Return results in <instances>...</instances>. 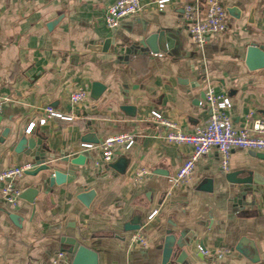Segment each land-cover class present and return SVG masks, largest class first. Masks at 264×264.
Returning a JSON list of instances; mask_svg holds the SVG:
<instances>
[{
  "label": "crops",
  "instance_id": "crops-1",
  "mask_svg": "<svg viewBox=\"0 0 264 264\" xmlns=\"http://www.w3.org/2000/svg\"><path fill=\"white\" fill-rule=\"evenodd\" d=\"M113 1L0 0V170L36 164L31 138L45 152L39 171L15 180L22 193L39 190L34 202L9 204L0 181V264H52L73 239L75 251L84 247L82 264H162L170 236L213 253L184 246L190 264H264V151L233 150L225 173L213 148L173 192L170 177L191 146L168 142V128L148 119L157 109L195 131L209 119V86L229 95L237 127L251 111L264 117V67L246 63L250 44L264 46V0H219L228 28L203 50L183 16L196 0H170L162 10L141 0L143 11L116 29L105 23ZM199 2L204 15L207 0ZM107 40V50L93 49ZM79 87L89 96L74 104ZM49 104L73 118L41 125ZM123 132L136 143L104 164L101 142ZM134 233L147 244L132 241ZM174 252L167 264H181V249Z\"/></svg>",
  "mask_w": 264,
  "mask_h": 264
},
{
  "label": "built area",
  "instance_id": "built-area-1",
  "mask_svg": "<svg viewBox=\"0 0 264 264\" xmlns=\"http://www.w3.org/2000/svg\"><path fill=\"white\" fill-rule=\"evenodd\" d=\"M169 1L157 0L156 3L162 10ZM143 9L141 0H115L107 6L105 23L109 28L116 29L124 19L141 13ZM183 16L188 22L192 39L200 50L207 46L211 37L225 32L228 28L229 11L219 0H207V10L204 15L199 0L187 3L184 6ZM88 96L87 89L79 87L71 92V101L74 104H79L86 101ZM205 98L210 107L209 119L193 132L182 130L174 120L165 116L160 110L153 109L148 114L149 120L168 128L166 133L168 142L191 146L189 156L170 177L173 192L184 188L191 181L196 172L198 161L213 148H217L221 154L220 167L225 173L231 169L230 158L233 150L264 151V117L252 118L253 112L251 111L247 116V119H250L249 123L239 128L234 124L229 112L232 101L228 94L216 92L213 86H209L205 91ZM54 118L69 120L73 116L66 115L49 104L44 108L38 121L41 125H45ZM35 124L36 122H31L26 131L31 132ZM135 143L136 136L129 132L106 137L100 144L102 162L108 164L112 161L117 149H129ZM35 166V163L28 161L22 165L0 170V181L4 182L1 196L6 202L13 205L19 203L22 191L15 185V180L27 171L33 170ZM145 173L144 171L140 172L139 176L141 177ZM157 213L158 210H154L151 217ZM131 240L147 244L146 238L141 233H134ZM200 252L206 256L213 254L205 246L200 247ZM226 252L218 250L215 255L220 258L225 257ZM52 264H73V260L66 251L59 250L52 257Z\"/></svg>",
  "mask_w": 264,
  "mask_h": 264
},
{
  "label": "water",
  "instance_id": "water-1",
  "mask_svg": "<svg viewBox=\"0 0 264 264\" xmlns=\"http://www.w3.org/2000/svg\"><path fill=\"white\" fill-rule=\"evenodd\" d=\"M109 40H107L103 46H94V50H107ZM114 50V49H113ZM112 48L110 51H112ZM246 63L250 69H256L259 67H264V46L258 45L255 43L250 44V46L247 49L246 54ZM42 140L36 141L35 139L31 138L29 139V146L31 148H34L37 150V161L36 166L33 170L27 171L28 174H35V172L39 171L41 167L39 168L37 165L41 164L43 161L41 159H45V152L41 148ZM40 145V146H39ZM56 177L53 174L52 178ZM39 190L35 187H30L27 190H25L21 194V198L27 199L30 202H34V199L36 195L38 194ZM75 243L76 240H66V242L61 246V250L66 251L70 258L73 260V264H82V257L84 252V247H80L77 251H75ZM176 243V245H175ZM175 245V246H174ZM177 246V249H181L180 252V259L177 260L178 263L181 264H190V261L187 259L188 252L183 249L184 246H189L190 250L195 253L200 252V247H203L204 245L202 243L197 244L196 242H190L187 240V238H184V236L180 237L179 239H175L174 237L170 236L166 239L164 251H163V260L162 264H167L172 255L175 253L174 248Z\"/></svg>",
  "mask_w": 264,
  "mask_h": 264
}]
</instances>
